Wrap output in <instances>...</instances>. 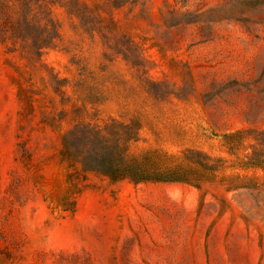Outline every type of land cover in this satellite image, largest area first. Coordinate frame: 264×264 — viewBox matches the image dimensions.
I'll return each instance as SVG.
<instances>
[{
  "label": "rangeland",
  "instance_id": "374dc122",
  "mask_svg": "<svg viewBox=\"0 0 264 264\" xmlns=\"http://www.w3.org/2000/svg\"><path fill=\"white\" fill-rule=\"evenodd\" d=\"M0 264H264V0H0Z\"/></svg>",
  "mask_w": 264,
  "mask_h": 264
},
{
  "label": "trees",
  "instance_id": "16d2710c",
  "mask_svg": "<svg viewBox=\"0 0 264 264\" xmlns=\"http://www.w3.org/2000/svg\"><path fill=\"white\" fill-rule=\"evenodd\" d=\"M46 33L53 37L50 32ZM119 125L122 129L117 134L121 146L119 144L115 152L109 143L111 134L109 123L104 126L80 123L68 132L66 140L68 153L80 160L87 170L99 171L115 179L134 178L133 173L138 174L139 172L133 164L127 162L128 148L124 143L135 138L136 133L128 130V124L119 122ZM91 138L96 140L97 145L94 149L88 147V141ZM136 180L139 179L136 178Z\"/></svg>",
  "mask_w": 264,
  "mask_h": 264
}]
</instances>
